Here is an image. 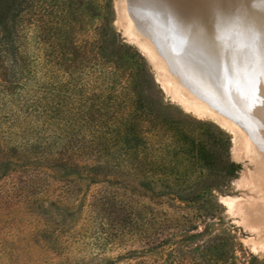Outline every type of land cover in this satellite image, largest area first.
I'll return each mask as SVG.
<instances>
[{
	"label": "rangeland",
	"instance_id": "1",
	"mask_svg": "<svg viewBox=\"0 0 264 264\" xmlns=\"http://www.w3.org/2000/svg\"><path fill=\"white\" fill-rule=\"evenodd\" d=\"M40 3L0 71V264H264L261 0Z\"/></svg>",
	"mask_w": 264,
	"mask_h": 264
},
{
	"label": "trees",
	"instance_id": "2",
	"mask_svg": "<svg viewBox=\"0 0 264 264\" xmlns=\"http://www.w3.org/2000/svg\"><path fill=\"white\" fill-rule=\"evenodd\" d=\"M44 1L45 0H43V3ZM40 2L41 0H0V71H3L4 69L2 60L7 55L8 48L15 42L13 37L8 41L9 37L11 36V31L12 34L16 32V28L18 24H20L22 17L33 15V12H35L38 8H34L35 3L42 4ZM109 25V22L106 20L105 26L107 28L104 27L97 32V39L90 46L95 47V49L98 51V57L105 59L108 56V47L111 46V44H113V46L116 45L119 51H121L124 55H127L129 62L135 63L137 65L138 69L136 71L135 81H133L131 86L133 92H135L137 87L142 86L141 80L138 82V79H143V74L147 69L145 60L139 55L137 51L133 50V48L127 47L123 44H117L114 37H112L111 40V35L109 34L108 30ZM138 64L141 65L140 68ZM97 66L99 67V65ZM137 83H139L138 86ZM136 94L134 95L136 98L133 101V110L130 113V117H132L133 120L136 119V117L141 118L144 116L140 101V99L143 100L142 95ZM131 123L123 125L122 129L117 132V137L119 138L121 145L115 148H117L120 154L125 157H128L133 152H136V150L140 149L144 145L143 138L140 135L136 125ZM105 156L106 155H104V157ZM239 169L240 165L229 160L225 169V175L232 179L235 177V174L237 171H239ZM225 264H227V262Z\"/></svg>",
	"mask_w": 264,
	"mask_h": 264
},
{
	"label": "snow or ice",
	"instance_id": "3",
	"mask_svg": "<svg viewBox=\"0 0 264 264\" xmlns=\"http://www.w3.org/2000/svg\"><path fill=\"white\" fill-rule=\"evenodd\" d=\"M261 11H264V0H261ZM255 33L253 34V39H255ZM259 83V80L256 78H250L247 81V88H248V101L249 106L251 107L256 102V96H255V89L256 85Z\"/></svg>",
	"mask_w": 264,
	"mask_h": 264
},
{
	"label": "bare ground",
	"instance_id": "4",
	"mask_svg": "<svg viewBox=\"0 0 264 264\" xmlns=\"http://www.w3.org/2000/svg\"><path fill=\"white\" fill-rule=\"evenodd\" d=\"M129 33H130V32H129ZM134 43H135V42H134ZM136 43H137V42H136ZM140 49H141V48H140ZM171 69H172V68H171ZM172 70H174V69H172ZM169 71H170V70H169ZM167 82H168V81H167ZM178 87H179V86H178ZM172 91H173V89H172ZM172 95H173V94H172ZM173 97H174V96H173ZM178 100H179V99H178ZM188 103H189V102H188ZM185 108H186V107H185ZM218 119H219V118H218ZM218 119H217V120H218ZM222 123H223V122H222ZM236 130H237V129H236ZM246 137H247V136H246ZM248 151H249V150H248ZM246 153H247V152H246ZM248 153H249V152H248ZM261 154H262V153H261ZM244 155H245L244 157H246V154H244ZM241 157H242V156H241ZM241 157H240V158H241Z\"/></svg>",
	"mask_w": 264,
	"mask_h": 264
}]
</instances>
